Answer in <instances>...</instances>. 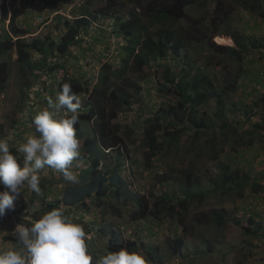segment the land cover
I'll use <instances>...</instances> for the list:
<instances>
[{
	"label": "rangeland",
	"instance_id": "374dc122",
	"mask_svg": "<svg viewBox=\"0 0 264 264\" xmlns=\"http://www.w3.org/2000/svg\"><path fill=\"white\" fill-rule=\"evenodd\" d=\"M108 1L113 5L110 9L126 11L132 8L126 0H62L56 5H50V0H0V4H5L8 15L15 13L17 27L29 33L21 37L27 41H43L50 37L58 44L69 28L65 23H73L82 16L96 17L88 28L79 32L65 57L51 58L41 71L37 69L34 72V76L20 75L15 55L6 56L9 77L5 90L0 94V138L12 137L9 143L15 154V149L26 141L29 134L39 136L31 122L38 111L47 107L49 97L55 99L56 85L62 77L82 84L90 91L98 74L108 71L103 70V65L124 68V77L113 81L116 82L114 88L118 90H109V93L110 100H113L117 98V92L124 90L129 103L122 107L114 120L106 122L105 133L108 137L114 135L121 142L117 150L120 149L119 157L125 161L121 177L128 186L127 195L121 194L115 199L110 192L101 207H95L93 201H88V212L84 208L67 212L64 208L65 214L75 223L82 224L85 232L90 234L91 239L87 243L93 257L92 264L107 254L111 230L120 233L125 240L135 242L137 248L142 247L138 253L147 259L148 264H264V190L254 193L247 187L242 196L234 191L221 195L223 191L215 189L213 183L220 175V165L228 166L231 172L250 176H257L260 174L258 171L264 170V121L260 118L264 114L260 113L258 105L259 98L264 96V48L252 50L246 42L242 60L236 61L211 56L202 44L190 43L179 49L178 55L168 51L165 56L153 59L135 72L132 60L124 66L125 39L119 35L120 26L115 15L109 13L104 17L99 14ZM218 1L203 0L190 5L184 9L182 19L171 23L151 22L149 18H143L147 28L138 36L149 38L150 45H154L158 41L156 31L168 28L173 33L182 32L189 22L196 20L203 21L206 27L213 23L210 29L215 28L222 34L213 37L216 45L235 46L230 36L236 34L264 41V20L236 3ZM8 27L6 21L0 20V41L8 37L15 40ZM31 57L41 59L37 53H31ZM52 67L53 72H48ZM167 67L172 70L176 81L184 71L189 75L188 79H199L201 87H207L206 82L209 81L218 91L223 101L221 107L208 97L201 106L194 108L199 127H191L187 121L185 124L175 123L159 113L160 109H176L181 101L177 95L162 91L168 86L163 77V70ZM26 82L34 85L30 89H22ZM78 96L81 101L78 111L86 114L88 95L79 93ZM111 107L109 102L108 108ZM247 112L251 114L248 116ZM156 121L161 129L155 128ZM225 121L226 127L221 129ZM205 122L209 128H201V125L206 126ZM92 125V121L83 124L86 135H91ZM180 129L183 132L177 140H169L166 136V133ZM151 137L155 139L152 142L149 141ZM210 138H215L216 143L226 140L224 145L216 146L217 159H212L210 154L207 145ZM150 145L156 147L153 156L148 155ZM117 150H103V156L107 157L101 162L110 163L109 169L115 166ZM79 152L85 157L81 141ZM16 154L22 163V154ZM85 166L83 158L78 157L70 170L77 175ZM37 172L42 194L38 195L27 187L21 189L15 210L7 212L0 220V251H23L16 242V225L28 226L29 218L39 219L52 209L43 208V198L61 201L67 188L74 185L47 166ZM164 177L168 179L164 180ZM190 183L193 184L190 192L203 191L207 198L203 203L189 206L188 212L181 215L182 225L175 219L158 218L157 214L132 221L131 213L136 207L127 198L130 192L144 195L151 201V206L152 201L161 198L171 199L175 204L177 196L183 192L179 187ZM3 190L0 187V191ZM110 205L119 207V214L116 215ZM209 211L223 215L224 223L220 228L212 222H196L197 216L202 217ZM248 216L254 217L255 226L252 225L255 230L261 229L260 233L245 232L253 229L247 222ZM237 219L239 224L235 223ZM101 229L104 233L100 232ZM176 239L183 241L179 255L173 254L171 249Z\"/></svg>",
	"mask_w": 264,
	"mask_h": 264
},
{
	"label": "trees",
	"instance_id": "16d2710c",
	"mask_svg": "<svg viewBox=\"0 0 264 264\" xmlns=\"http://www.w3.org/2000/svg\"><path fill=\"white\" fill-rule=\"evenodd\" d=\"M127 3L132 5V8L121 11V9L112 8L113 5L108 4L99 11V14L104 17L109 16V13L115 15V21L118 22L120 26L119 35L125 39L124 47V66L127 65L129 61L135 63L133 70L138 72L143 66L148 64V62L155 60L156 58L163 57L168 51L172 52L174 55H178V50L188 46L190 43H200L206 47L207 51L211 56H220L222 59H233L236 61H241L245 53V43L249 44V48L252 50H260L264 48V41L261 39H249L245 35L236 34L230 36L235 46H221L216 45L212 40L213 37L222 35L216 30L210 29L214 26L213 23L209 27H206L202 22L193 20L189 22L186 30L182 32L173 33L169 29H160L156 31L158 41L154 45H150L149 38L143 39L138 36V33L146 30L142 19H150L151 22H174L176 20L182 19L184 14V9L190 5L196 4L203 0H126ZM205 1V0H204ZM219 0L218 3H221ZM228 3H236L242 7L243 10L257 14L261 20H264V0H225ZM62 0H50V5H56L61 3ZM49 4V3H47ZM111 10V11H110ZM7 8L4 3L0 4V20L4 23L9 19V33L15 37L12 41L11 37H8L5 41H0V94L6 88L9 77V64L6 56L10 54L15 55V62L19 65V73H23L28 76H34V72L42 70L46 66V63L51 60V58L61 59L65 57L70 50L71 45L78 37L79 32L83 29L88 28L91 25L93 17H81L74 20L73 23H65L69 28L65 32L64 36L61 38L58 44H55L50 40V37H46L45 40H35L30 41L23 40L21 37L28 35L29 33L25 29L17 27L15 24V13H7ZM123 12V13H122ZM228 14V13H226ZM225 16V15H223ZM227 16V15H226ZM73 25V26H72ZM72 26V27H71ZM130 32L126 35V32ZM208 34V35H207ZM229 36L230 34H223ZM141 39L143 40L141 42ZM31 53H37L41 55V59H32ZM103 70H107L104 74H98L96 84L94 87L88 91L84 89L82 84H79L71 79L62 77L56 85V93L59 91L64 83H69L72 85L73 91L78 95L79 93H86L88 95V111L86 114L79 113V120L76 127V136L79 141L82 142V150L85 154L83 158L86 163L84 169L77 172V177L79 183L74 184L72 187L67 188L65 195L62 197L61 201L55 200L47 201L43 198L42 204L44 209L56 208L61 205L63 208H67V212L73 209L84 208L88 212V201H93L95 207H101L105 204L106 197L111 192L112 198L118 195H127V184L125 180L121 177L122 167L125 161L119 157V150L121 142L115 138L108 137L106 135V122L114 120L117 113L122 109L123 106L127 107L128 96L125 94L124 90L117 92V98L110 100L109 90H118L114 88L115 83L120 80L125 75L124 68L117 69L112 68L107 65L102 66ZM48 72H53V67L48 70ZM164 80L167 82L168 86L162 89L163 92L169 94H175L180 98V102L177 103L176 109L171 107L168 109H160L159 113L162 117L171 118L173 122L185 124V121L191 125V127L200 126L196 123V110L202 105V102L207 98L215 100L218 106L223 105L221 97L218 95V91L214 87L207 83V87H201V81L197 78L188 79L189 75L183 73L178 77L176 81L172 75V70L164 68L163 70ZM116 81L113 83V81ZM186 80V81H185ZM202 80V79H201ZM34 83L26 82L22 89H30ZM207 90V92H206ZM111 103V108H108V103ZM258 105L260 106V113L264 114V96L259 98ZM108 108V109H107ZM178 113V114H177ZM248 116L251 112H247ZM264 121V115L260 117ZM249 120V119H248ZM87 121L94 122L92 125L91 135H86L83 131V124ZM206 123V122H205ZM201 125V128H207ZM226 121L222 123L221 129H225ZM155 128L161 129L159 124L155 123ZM209 128V127H208ZM180 132L183 129L175 130L166 133L169 140H177L180 136ZM153 137L149 141H153ZM226 141V140H225ZM225 141L215 142V138H210L207 142L210 148V154L212 159H217V149L218 144L224 145ZM154 143V142H153ZM116 151V163L112 169L110 168V163H102L101 161L107 157L103 156V150ZM156 147L150 145L149 156L155 154ZM127 154V152L125 153ZM257 176H250L247 173L242 172H231L228 166H219V177L213 183L214 188L223 191L222 194H229L230 192H237L239 196H242L247 187L254 193H258L264 190V170L258 171ZM191 170H189V175ZM259 176V177H258ZM168 177H164V180ZM192 183L189 186L179 187L182 190V194L177 196L178 201L172 204L171 199H155L150 205V200H148L144 195L138 193H129L128 200L131 201L136 209L131 213L132 221H139L149 216L155 215L158 218H168L175 219L177 223L182 225L184 223L181 215H185L188 212L189 206L195 203H203L207 198V194L203 191H193L190 192ZM225 190V191H224ZM116 199V198H115ZM125 204V203H124ZM114 213L117 215L120 212L119 207L110 205ZM154 210H153V208ZM223 211H221L222 213ZM179 217V218H176ZM196 222L201 224H207L212 222L216 228H220L224 223L223 215H220L217 211H209L203 216H197ZM247 222L255 226V221L253 216L247 217ZM236 224H239V219L235 220ZM252 225V227H253ZM261 229L250 231L245 230L246 233H260ZM104 233V230H100ZM112 233V231H111ZM174 245L171 246L173 254L179 255L181 253V248L183 241L181 239H176ZM107 251L116 252L121 248L127 249L129 252H138L134 242L131 241H121L112 238L107 243ZM140 246H143L140 244Z\"/></svg>",
	"mask_w": 264,
	"mask_h": 264
},
{
	"label": "clouds",
	"instance_id": "9594fccd",
	"mask_svg": "<svg viewBox=\"0 0 264 264\" xmlns=\"http://www.w3.org/2000/svg\"><path fill=\"white\" fill-rule=\"evenodd\" d=\"M2 4V3H1ZM7 26L9 19L6 20ZM81 101L72 85L64 83L55 99H47V107L38 111L32 120L39 136L29 134L15 154L11 151V136L0 138V220L7 212L15 210V201L21 197V189L29 188L42 194L37 172L46 166L62 174L64 181L79 183L70 168L79 155L80 141L76 136ZM22 154V163L16 153ZM112 238L125 240L120 233L111 230ZM16 242L23 251H0V264H92L88 240L82 224L75 223L62 207L46 211L39 219L29 218V225L17 224ZM182 240V239H181ZM133 242V241H131ZM135 243V242H134ZM95 264H148L138 252L125 248L107 251Z\"/></svg>",
	"mask_w": 264,
	"mask_h": 264
},
{
	"label": "bare ground",
	"instance_id": "6f19581e",
	"mask_svg": "<svg viewBox=\"0 0 264 264\" xmlns=\"http://www.w3.org/2000/svg\"><path fill=\"white\" fill-rule=\"evenodd\" d=\"M221 40V39H220Z\"/></svg>",
	"mask_w": 264,
	"mask_h": 264
}]
</instances>
